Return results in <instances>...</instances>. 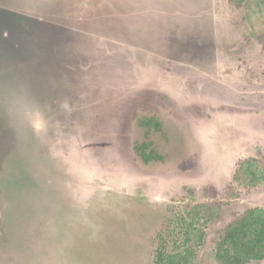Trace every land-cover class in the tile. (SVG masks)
<instances>
[{
  "label": "rangeland",
  "instance_id": "rangeland-1",
  "mask_svg": "<svg viewBox=\"0 0 264 264\" xmlns=\"http://www.w3.org/2000/svg\"><path fill=\"white\" fill-rule=\"evenodd\" d=\"M247 211L264 0H0V264H223Z\"/></svg>",
  "mask_w": 264,
  "mask_h": 264
},
{
  "label": "trees",
  "instance_id": "trees-1",
  "mask_svg": "<svg viewBox=\"0 0 264 264\" xmlns=\"http://www.w3.org/2000/svg\"><path fill=\"white\" fill-rule=\"evenodd\" d=\"M244 215L242 219L228 225L220 235L223 264L264 259V214L247 211ZM189 253L187 249L182 253L168 254L165 256L166 264H191Z\"/></svg>",
  "mask_w": 264,
  "mask_h": 264
}]
</instances>
